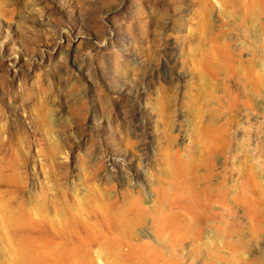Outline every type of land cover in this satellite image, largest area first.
I'll use <instances>...</instances> for the list:
<instances>
[{"label": "rangeland", "instance_id": "1", "mask_svg": "<svg viewBox=\"0 0 264 264\" xmlns=\"http://www.w3.org/2000/svg\"><path fill=\"white\" fill-rule=\"evenodd\" d=\"M0 264H264V0H0Z\"/></svg>", "mask_w": 264, "mask_h": 264}, {"label": "bare ground", "instance_id": "2", "mask_svg": "<svg viewBox=\"0 0 264 264\" xmlns=\"http://www.w3.org/2000/svg\"><path fill=\"white\" fill-rule=\"evenodd\" d=\"M128 219V218H127ZM126 223V222H125ZM130 224V223H129ZM27 242H29V241H27ZM23 249H22V255L24 256V257H28L29 258V256H30V251H31V249L29 248V244L28 243H24V245H23V247H22ZM32 257V256H31Z\"/></svg>", "mask_w": 264, "mask_h": 264}]
</instances>
